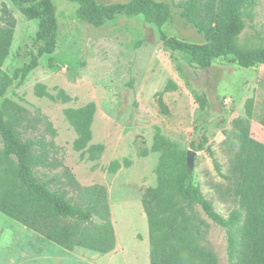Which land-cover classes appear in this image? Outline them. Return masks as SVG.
I'll return each mask as SVG.
<instances>
[{
    "label": "rangeland",
    "instance_id": "1",
    "mask_svg": "<svg viewBox=\"0 0 264 264\" xmlns=\"http://www.w3.org/2000/svg\"><path fill=\"white\" fill-rule=\"evenodd\" d=\"M53 1L60 25L53 59L42 56L38 67L24 81H14L4 97L24 109L26 119L20 130L25 138L52 140V155L82 185L106 188L117 244L107 254L85 248L69 251L0 212V264H150L143 197L148 187L156 185L159 153L152 145L157 127L187 151L195 152L190 164L195 182L216 211L225 217L241 211L239 203L227 195L228 182L216 171L211 153L223 173L229 174L226 132L232 131L237 118H248L252 136L264 143V64L243 67L231 55L201 68L166 47L158 26L141 15L119 16L96 28L76 18V3ZM129 1L97 0L102 4ZM157 1L169 3L173 10L172 20L163 28L167 36L204 41L180 17L176 6L180 0ZM3 4L12 10L17 26L10 55L0 68V89L38 47V21L28 20L10 0H0V16ZM243 17L245 29L239 44L245 48L263 45L264 0L245 6ZM38 83L45 84L51 95L63 89L72 99L64 102L39 96L35 91ZM171 83L175 89H167ZM159 93H163L168 114L158 104ZM249 100H253L251 117L247 114ZM89 102L97 105L92 142L105 145L95 161L74 148L77 134L64 112ZM47 123L52 124L54 136ZM202 141L204 149L196 150L194 146ZM125 159L131 161L129 166L123 165L116 173L107 170L113 160ZM199 212L209 226L206 246L214 250L220 264H231L227 230Z\"/></svg>",
    "mask_w": 264,
    "mask_h": 264
},
{
    "label": "trees",
    "instance_id": "2",
    "mask_svg": "<svg viewBox=\"0 0 264 264\" xmlns=\"http://www.w3.org/2000/svg\"><path fill=\"white\" fill-rule=\"evenodd\" d=\"M28 20H37L38 47L30 59L17 67L12 79L0 89V212L42 235L60 247L72 251L85 248L107 254L116 248L117 238L110 218L108 193L104 186H84L53 155L54 142L45 138H25L20 130L26 119L24 109L4 95L14 81H24L36 69L44 55L50 56L59 39V19L53 0H10ZM77 4L76 18L96 28L104 27L119 16H143L158 26L165 46L185 55L192 65L206 68L215 59L234 56L243 67L264 64V44L245 48L239 38L245 29L243 8L258 0H180L176 2L180 17L192 24L204 37L200 43L167 36L164 26L172 20L169 3L157 0H131L111 4L97 0H67ZM17 19L7 4L0 16V68L10 55ZM175 89L171 83L167 89ZM39 96L70 101L63 89L54 96L46 85L38 83ZM158 104L169 113L163 93ZM65 116L77 136L74 148L89 160H98L105 145L93 143L95 102L68 107ZM253 114V100L247 103ZM47 129L55 135L51 123ZM230 147L229 174L211 153L215 169L228 182L227 195L240 205L228 217L216 211L213 202L196 184L188 162V151L179 142L165 136L159 127L152 149L159 153L155 169L156 185L148 187L143 207L149 225L150 264H220L214 250L206 246L208 224L201 210L228 233L231 264H264V143L251 134L248 118L234 120L226 132ZM205 141L194 146L204 149ZM146 153V152H145ZM131 161L113 160L107 167L116 173ZM62 167L60 172H54ZM72 193L68 196V193Z\"/></svg>",
    "mask_w": 264,
    "mask_h": 264
},
{
    "label": "water",
    "instance_id": "3",
    "mask_svg": "<svg viewBox=\"0 0 264 264\" xmlns=\"http://www.w3.org/2000/svg\"><path fill=\"white\" fill-rule=\"evenodd\" d=\"M194 155H195L194 151H188V162H189V164H191V161H192Z\"/></svg>",
    "mask_w": 264,
    "mask_h": 264
}]
</instances>
